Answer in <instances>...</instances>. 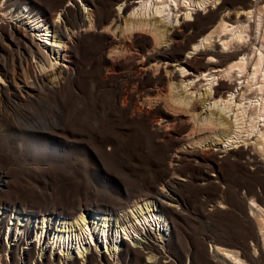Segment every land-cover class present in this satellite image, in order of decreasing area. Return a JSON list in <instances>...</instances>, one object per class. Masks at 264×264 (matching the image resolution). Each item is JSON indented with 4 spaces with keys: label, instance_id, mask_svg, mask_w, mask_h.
Wrapping results in <instances>:
<instances>
[{
    "label": "rangeland",
    "instance_id": "rangeland-1",
    "mask_svg": "<svg viewBox=\"0 0 264 264\" xmlns=\"http://www.w3.org/2000/svg\"><path fill=\"white\" fill-rule=\"evenodd\" d=\"M225 1L235 6L254 3ZM68 2L73 6L68 7ZM219 2L207 0L206 8L198 10L201 19L188 18L194 26L187 28L186 34L196 33L195 40L199 41L216 31L217 37L211 38L216 49L229 55L221 58L222 69L238 62L241 49H245L242 70L232 68L229 73L233 78L226 76L228 72H220L232 91L242 86L249 93L250 103H244L248 108L240 124L243 130L248 129L250 121L245 116L249 110L254 113L251 122L256 121L255 130L249 136L239 132L242 136L232 145H218L217 136L194 143L208 131L193 133L198 119L187 112L191 106L171 98L170 91L179 97L187 95L178 79L172 78L174 71L180 74L178 67L165 70V64L150 59L161 46L170 48L171 42H161L157 47L150 43L148 32L123 33L121 29L132 12L131 7L122 10L123 0H0V264H264V146L260 149L255 145L256 130H264V105L262 111L257 104L264 98V0L252 5L254 13L237 21L234 7L217 9ZM64 6L85 19V24L81 22L82 26L70 31V39L63 38L64 52L57 56L58 67L69 66L70 74L28 97L30 89L18 91L14 85L27 70L25 59L37 65L24 52L32 34L26 32L28 25L15 22L12 16L26 7V15L38 16L52 25L55 13ZM170 13L167 24L180 26L183 10L176 13L177 17ZM89 14L103 20L104 26L88 29ZM223 15L230 16L225 20ZM155 16L149 6L144 15L138 11L134 17L158 25ZM221 18L226 24L220 23ZM55 21L63 27L62 21ZM229 29L240 30L238 41ZM221 37L227 42L232 39L228 50L219 41ZM54 40L51 38V43ZM177 41L179 45L186 43ZM186 52L180 50L181 58ZM208 56L198 55L196 73L206 70ZM258 58L261 60L253 76V63ZM27 73V82L35 85ZM168 77L173 87L170 91L165 83ZM257 85L263 88L259 86V91ZM196 88L202 94L204 87ZM198 92L191 95L198 116L214 115V109L211 112L202 105ZM144 100L145 106L141 104ZM235 113L229 111L226 120L233 114L234 121ZM152 124L165 130L161 128L157 135ZM141 199L151 202L155 213L167 221L169 231L163 241H159L163 234L159 227L148 226L149 246L132 247L129 239L113 256L112 252L98 251L106 248L103 243L90 258V239L80 245L83 257L74 258L59 255L46 241L43 246L35 241L42 216L51 217L53 223L79 213L112 217ZM13 215H19L21 221L12 219ZM10 221L15 222L13 227ZM212 246L228 251L230 256L223 259L211 251Z\"/></svg>",
    "mask_w": 264,
    "mask_h": 264
},
{
    "label": "bare ground",
    "instance_id": "bare-ground-1",
    "mask_svg": "<svg viewBox=\"0 0 264 264\" xmlns=\"http://www.w3.org/2000/svg\"><path fill=\"white\" fill-rule=\"evenodd\" d=\"M169 1L170 2L166 0H137L136 2H132V0H123L122 4L125 6L122 8V10L131 7L132 12L130 13L131 19L125 20L124 28H122L121 30L123 33H129L130 36L133 32H139V31L148 32L149 34H151V38L149 39L150 43L157 47L160 46L159 44L161 42H166L167 40L171 42L170 48L166 49L165 46H161L155 52V54L151 56L150 59L152 62H156L157 64L158 63L165 64L166 65L165 70L166 69L169 70L168 68H172L174 70V67L176 66L178 67L180 74H177L176 73L177 71H174L172 78L178 79V82L181 85L182 89L187 91V95L182 94V97H179L175 95L174 93H172L170 91V88L172 89L173 87L171 86V83H169V79L171 77H168L166 78L165 83L168 86V89L171 93V98L173 99V102L177 104H182L185 107H188L189 105L191 106L190 109H187V112L188 111L190 112V117L192 119H198L197 125H195V127L193 128V133L196 134L197 132L208 131L207 136H204V138L203 137L199 138L200 140L198 139L194 141V143L198 144L201 140H206V138L209 139L208 137L210 136H217L218 138H216L215 140H218V145L219 144L222 145L225 143H230V145H232V143L237 142L235 140H239V138L242 136V135H239V132L245 131L246 133L244 135L249 136V133L253 132L256 121H255V124L254 122L253 123L251 122L253 120L252 114L254 113H252V111L249 110L250 113H247L245 117H246V120L250 121L251 123L250 122L248 123V129L243 130V127L240 124L241 123L243 124V121H241V119L244 117L243 115L245 114L244 110H246V107L248 106V105H245L246 107H244V103L245 102L250 103L249 97L247 96L249 93L246 94L245 91L242 90V86L239 87V89H236V91H232V88H233L231 87L232 85H230V83L228 82L223 81L224 76L221 77V75L223 74H220V72L225 71L229 73L232 68H234L232 70H235L236 68H237L236 70H239V71L242 70L241 68L242 67L244 68V65H246L243 62L244 61L243 54H244L245 49L243 48L241 49L242 58L238 60L239 63L236 61L234 63L231 62L228 65V67L222 69L220 66L221 58H227V56L229 55L227 52L219 51L216 49V45L214 44V39L213 40L211 39L212 37L213 38L217 37L218 33H215L216 31L214 32L212 30L211 32L206 34V36H201L199 38L200 39L199 41L195 40L196 33L194 35L186 34L187 28L188 29L193 28L194 26L188 21L190 20L188 18L192 17L194 18V20L201 19V15L199 14L198 10L199 8H201L202 10L206 8L207 0H178V2H176V0H169ZM219 1H220L219 2L220 5L217 6V9L223 7L224 5H226L227 7H234L235 12L233 13L235 14V21H237L236 18L244 17V16L247 17V15L249 16L254 11L251 8L255 2H258V1L263 2V0H254L253 4L251 2H248V3L242 2L241 4H238L237 6H235V4H231V3L229 4L225 0H219ZM68 3H69L68 7L73 4V2L72 4H70L71 2H68ZM170 3H172L173 6ZM182 3H184L185 6H188V7L191 6L193 10L183 6ZM149 6H152V9L155 11V15H157V18L159 16L161 17V20H159L155 16V19L157 20L155 22H157L158 25L154 23L152 24L153 25L152 26L150 25L149 21L136 19L134 17L138 15V11H140V14L144 15L148 11ZM59 9L60 10H58L55 13V17L53 18L52 25H50L49 23H45L44 20L40 19V17L38 16L26 15L27 14L26 7H24L21 11H19L16 15L12 16L15 22H18V23L20 22V24L22 25H28V28H26V32L32 34V35L27 34V35H30L29 37L30 45H28L27 47L24 46L25 47L24 52L27 54L29 58H34L35 60L34 62L37 65L36 66L33 65L31 62L25 59L27 70H23L22 72L23 77L20 79L19 81L20 83H17L16 85H14L18 91H22V89L24 91H27V89H30V91H28L27 93L25 92L28 97L29 96L34 97L36 94L34 91H37L38 88L51 87L54 85L53 82L56 79L70 74L69 66L58 67L57 60L59 59L58 58L59 56H62L63 54L62 52H64L63 47H65V45L63 44L64 43L63 38L70 39L71 37L70 31H73V28L75 29L77 26L78 27L82 26L83 24L81 25V22L85 24V19L84 20L81 19L77 11L68 9L67 6H64ZM180 10H183L184 12L183 14L184 17L182 19L180 17V26L173 25V23L167 24L168 23L167 19H169L168 17L169 15H171L170 12H174L175 14L174 16L177 17L176 13H178ZM229 16L223 15L224 19L225 18L228 19ZM56 18H57V22L62 21L61 23L63 24V27L56 24V21H55ZM25 19H27L26 23H25ZM87 19H88V25L86 22V27L88 29L101 28L104 26L103 20L98 19V18L96 19L93 17L91 18L90 14ZM174 19L177 20L176 18ZM224 19L221 18L220 23L224 21V23L226 24L225 22L226 19L225 20ZM116 21H117V18L113 19L111 22L115 23ZM257 24H258V21H257ZM260 25L258 26V28L260 27ZM64 30H67V33ZM222 30H225V29H222ZM229 30L230 32L232 31L231 34L233 36V39L235 38L238 41V38H240V34H239L240 30H233V29H229ZM56 31L61 32V35H57ZM162 36L165 38L164 41H162L163 39H161ZM53 37L55 38V40L53 41V43H51V38ZM177 38L178 40L179 39L185 40L186 43L184 45L183 44L179 45L178 44L179 41H177L176 43ZM219 41L222 42V46L224 47V49L228 47L226 48V50H228L230 47V44H232L230 43L232 39L229 42H227L225 38L223 39L221 37ZM188 43H192L191 46L188 45ZM126 49H129V46L126 47ZM183 49L187 50L186 57L181 58L180 50H183ZM203 53H206V55H209L208 61L206 62V66H205L206 70L196 73L198 68L194 67V64L196 62V59L200 57V56L198 57V55L203 54ZM260 54L259 56L261 57ZM232 57H234V54L232 55ZM259 60L261 59L258 58L253 63L254 68L251 72V75L253 76H254V73L255 74L257 73L255 71H256V68H258L256 67V65H258ZM172 69L171 71H173ZM156 70L157 69H155V71ZM27 72H29L30 76L34 79L35 85L33 84L31 85L27 82L26 80L27 74H28ZM228 73H226L227 77L233 76V74L229 73L230 74L229 75ZM137 76L138 74H136V77ZM220 77L222 79H220ZM237 77H239L237 78L239 80L242 77V75H239ZM250 78L252 79L251 76ZM159 81H161V78H159ZM247 81L246 83H248ZM241 82H243V79ZM199 85L200 87H204L202 94L196 91L198 90L196 87ZM259 86L260 85H257V88L260 91V87L263 88V86H260V87ZM1 89H2V86H0V90ZM258 90L256 89V92ZM193 92L199 93L196 95L200 97L202 105L203 104L204 106L207 105L211 112H212V109H214L216 113L212 115L213 113L209 112L204 117L198 116L199 113L196 112L197 109L195 110V106H192L193 105L192 102H194V100L191 95L193 94ZM226 92L228 95L225 94ZM186 96L187 97L190 96V99L188 101H186V98H187ZM141 104L145 106L146 101L144 100ZM257 104H258V108L262 110V107L264 105V98L261 97L260 99H258ZM214 107H218V108L216 109ZM148 108H150V106H148ZM138 111H140V113L142 114H147L145 110L138 109ZM229 111H232V112L236 111L234 121L233 119H231V116L233 114H231V116L229 117V120H226L228 119V115H230L228 114ZM246 120L244 122L247 123L248 121ZM261 121H264V117ZM263 125L264 123H262V126ZM35 126H39V123L36 124ZM152 126L155 132L157 133V135L159 134L158 130H160L161 128H162L161 130H165L163 129V127H161V125H159L160 129H158V124H154V125L152 124ZM256 137H257V142H255V145H257L259 148L263 147L264 146V130H259L258 128V130H256ZM213 142H214V145L217 143L215 141ZM1 213L2 212H0V223L2 219ZM14 217L18 221H21V217L19 215H13L12 219ZM52 221L53 219L51 217L42 216L41 220L38 221L37 228L39 231H37L36 233L35 241H37L39 245L42 244V246L46 241L47 246L53 247L54 251L56 250L59 252V255L68 254V255H71V257L73 256V258L76 256L83 257L84 254H83V250L80 245L82 244L83 241L88 240V239H90V242L88 241L89 246L87 247V249L90 248V253L88 252L86 253L89 254V258L92 256L93 253H95V250L97 249V247H99L100 244H103V243L106 245V248L105 249L99 248V250L98 249L97 250L102 253L104 252L106 253V251L112 252V255L115 256V254L119 250L120 245L129 239L132 240V245H131L132 247L138 248L137 246L138 244H143V248L147 244H148L147 246H149L150 244L148 243V240L146 239V237L148 236V231L150 229L148 226H151V227L154 226V228L159 227V232L162 231L163 234L161 237H159V241L161 240L163 241L164 235L169 231V226L167 224V221L163 218V216L155 213L154 205L151 202L144 200V199L134 201L132 204L126 207L124 212H122L121 214L116 213L112 217L106 214H103V215L93 214L87 217L84 215V213H79V214L74 215L70 219H65V218L60 219L59 218L56 220L55 223H53ZM13 225H15V222L10 221L9 226L13 227ZM53 225L55 228V230L53 229L54 231H52ZM18 230H19L18 231L19 233L20 229ZM20 234L22 233H19V235ZM9 245L13 246L14 243L9 242ZM91 246L95 247V249H92ZM151 248H153V246ZM44 249L42 250V253H41L43 256L45 255ZM211 251H214L217 255L221 256L223 259H226L227 256L228 257L230 256V253L228 251L218 246H212ZM41 263L44 264V262L42 261ZM237 263H239V261Z\"/></svg>",
    "mask_w": 264,
    "mask_h": 264
}]
</instances>
